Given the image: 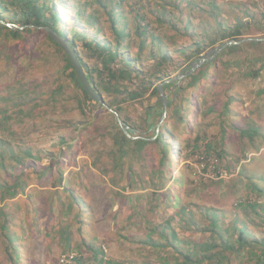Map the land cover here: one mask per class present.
<instances>
[{
    "label": "rangeland",
    "instance_id": "obj_1",
    "mask_svg": "<svg viewBox=\"0 0 264 264\" xmlns=\"http://www.w3.org/2000/svg\"><path fill=\"white\" fill-rule=\"evenodd\" d=\"M98 1L64 0L58 6L69 40L79 27L88 40L111 48L119 41L120 54L131 58L138 72L151 73L155 65V72L163 73L161 81L150 83L154 86L188 69L187 56L196 45L202 57L231 39L264 36V0H123L114 9V0ZM0 16L8 24L22 21L10 22L20 17L10 0H0ZM138 27L145 29L143 39L134 34ZM234 31L240 35L232 36ZM34 37L30 47L37 62L22 55L29 48L23 40L0 36V187L22 183L23 190L9 199L0 189V264H14L3 233L18 236L24 264H181L171 245L185 251L191 241L213 245L203 230L209 209L223 216L219 221L227 229L236 218L257 239L263 237L264 229L255 226L263 213L243 210L239 202L253 199L264 208V194L252 192L246 177L264 190V42L224 50L211 68L214 88L195 100L198 113L191 119L189 114L184 125L171 122L169 132L181 139L182 155L167 182L153 187L152 169L162 165L165 171L168 164L151 151L148 158L126 163L146 186L135 191L124 190L131 184L127 170L113 167L110 133L94 130L112 128V118L82 101L64 80L54 47L43 34ZM77 44L103 97L125 108L142 131L143 113L157 99L151 86L135 101L123 93L107 95L108 83L97 74L101 63ZM161 57L170 63L160 70ZM165 93L169 98L171 91ZM70 189L85 197L88 211L72 204ZM153 190L160 198L156 209L150 206ZM176 208L183 214L172 219ZM191 216L196 225H188ZM170 232L178 234L176 241ZM216 251L199 250L194 259H203L200 264L257 261L245 250L223 249L219 258ZM95 252L103 255L101 262L97 257L94 263ZM256 256L264 264V255L257 251Z\"/></svg>",
    "mask_w": 264,
    "mask_h": 264
},
{
    "label": "trees",
    "instance_id": "obj_2",
    "mask_svg": "<svg viewBox=\"0 0 264 264\" xmlns=\"http://www.w3.org/2000/svg\"><path fill=\"white\" fill-rule=\"evenodd\" d=\"M12 4H14L19 9V19H14L10 22H18L20 19L22 21L19 22V25H32L34 27H49L54 30L57 34L65 37L68 39L69 44L73 48L77 59L79 60L85 76L90 83V85L94 88V90L102 97L104 103L113 111H115L118 117L121 119L125 126L129 127V133L132 131H137L140 133V137L143 138H154L152 140H142V139H135L131 140L127 138L122 131L120 130L116 117L113 113L108 111L107 109L103 108L100 104L94 102L89 98L86 92L81 87L79 79L73 69V66L68 58V56L60 49L58 45H56L50 37L42 30L36 28H24L23 30L18 29H10L0 23V36L4 37L5 40L7 38L11 39L12 41H19L23 40L25 45H28L29 48L27 49L28 54L23 56L27 57L28 60H32L37 62V53L32 50L30 44H32V40L35 38L36 34H43L45 40L52 45L55 49V53L59 54L60 60L62 62L61 71L65 75L64 80L69 82L77 91L81 94V99L85 103H90L95 105L99 110L105 112L112 118L113 126L112 128L108 129L106 127H102L97 125L94 127L96 133H110L111 144L113 147L112 157L111 160L114 162L113 167L115 169L124 171L126 168V163H132L134 160L138 158H148L150 151L157 156L161 157V162H167V168L165 171L162 165L157 166L155 169H152V176L154 179L151 180L154 188H160L164 182H167L169 175L176 169V164L180 159V155H182V147H181V139L174 138L172 134L169 132L171 122H176L178 124H183L184 122L188 121V116L190 114V119L192 115L198 113V105L195 103V100L198 99V94L204 95L208 91L214 88L213 82V73L211 72V68L217 66V61L220 58V55L228 50L235 49L234 46L228 47L222 50L211 62L204 64L202 67L196 69L190 76L186 77L182 80L179 84V87L173 88L172 84L165 85L164 91H171V95L169 96V103L166 108V119L162 123L159 128V132L155 137V125L157 124L160 116H161V104L159 102L158 94L156 92V86L150 84L152 81H161L162 74L161 71L155 72V65L153 66V71L151 73H144L143 71L138 72L132 63V59L127 56H122L119 52V44H114L113 47H109L107 43H101L94 38L87 39L85 33L83 31L78 30L79 27L75 29V35L73 39L69 40L68 38V30L64 24V19L61 13L58 11V6L62 5L64 0H10ZM96 3L100 4L98 0H95ZM91 3V2H90ZM123 3V0H114L112 2V9L115 7H119L120 4ZM92 4V3H91ZM4 10V9H2ZM110 17H112L110 15ZM3 20V17L0 16V21ZM8 24V23H7ZM235 32V33H234ZM232 36H239L240 31H234ZM239 32V33H238ZM126 33V32H125ZM141 39H143L145 35L144 27L136 28L134 33ZM231 40H239L238 38H234ZM84 50L90 51L93 56L98 58L99 62L101 63L100 71H97L98 76L100 79L104 77L103 81L108 83V88H104V90L112 96L115 94L123 93L127 96V99L130 101L138 100L145 92L149 91L148 84L151 86L152 90L150 91L153 96L157 99L156 101L145 110L143 113L144 119L143 123L145 124V128L142 131H138L132 121L125 116V108H122L119 104H115L113 100H109L106 97H103L101 94V89L97 83H95L91 71L86 68L85 64L83 63V58L78 51V44ZM252 45H257L258 43L254 42H245ZM23 44V43H22ZM22 44L18 45L19 47ZM243 44V43H242ZM196 45V44H195ZM241 45V44H240ZM214 48V47H213ZM212 49V48H211ZM210 50V49H209ZM208 50V51H209ZM207 51V52H208ZM206 52V53H207ZM20 55V53H16ZM201 50L199 49L198 45H196L195 51L191 53V55L187 56L188 59V67L189 64L200 58ZM170 63V59L167 57H161L158 63H156L157 67L161 70V67ZM163 70V69H162ZM166 77V76H165ZM168 78V77H167ZM135 80H139V83L136 86V89L130 90L133 87V82ZM50 86H52L50 84ZM197 94V95H196ZM178 105V106H177ZM177 106V107H175ZM150 120V123H149ZM186 120V121H185ZM191 122V120H190ZM174 124V123H173ZM190 124V123H189ZM191 125H189L190 127ZM185 127V129H187ZM150 133V134H149ZM252 133H250V137ZM69 147V145L67 146ZM198 148V144L195 141L194 149ZM58 162V161H57ZM154 170V173H153ZM134 172V171H133ZM131 169L127 170V175L131 179V184L128 185L124 190H132L135 191H142L146 188V186L141 185L138 179L139 177L133 173ZM219 176V173H216ZM247 177V182L250 190L254 193H257L258 197L264 194V190L261 189L252 178ZM61 180V179H60ZM22 183L13 184V185H6L1 186L0 189L4 191L5 194L8 195L9 199L15 198L18 193L22 192L21 189ZM63 189L64 187L61 186ZM235 188V185H234ZM157 190V189H156ZM1 191V192H2ZM68 195L72 201V204L77 207V209L81 211H88L90 205H86V199L79 193H73L70 189L68 190ZM159 195H157V191L153 190L151 192L150 198V206L151 208H157L159 205ZM253 199L246 201V202H239V207H243V210H255L258 208L260 209V213H263V217L260 219L259 224H255V226L261 227L264 229V208L263 203H254ZM177 203V202H176ZM79 210V212H80ZM210 212L208 216L209 220L207 225L204 227V232H209V241L213 244L212 246H205L206 243H197L194 241L188 242V249L183 250L178 246L171 245L172 249H174L176 255L181 258V264H200L203 259H194L196 256V252L199 250H208L209 248H218L216 251L218 258L221 255V250L228 251L230 250V254L239 253L243 250L246 251L248 256H253L257 258L255 264H263L260 262V258L256 256V252L260 255H264V235L262 238L257 239L255 235L249 231L246 227L247 223L243 222L240 223L236 218L231 222L230 229H227L224 225L220 224V219H223V216L217 215L211 209L206 210ZM212 212V213H211ZM183 214L181 209L176 208L175 212L172 216V219H177L178 217ZM78 223L82 225V220L79 217H76ZM188 225H196L197 222L194 220L193 216L188 218L187 221ZM243 225V227H241ZM171 233V232H170ZM148 234H151L149 231ZM5 235V240H7L6 245L8 251L11 252L10 259L13 261L14 264H24L25 259L23 258L22 252V245L19 242H16V237L10 236L7 233H3ZM177 233L172 232L171 238L174 241L177 240ZM66 236V235H65ZM204 246V247H202ZM220 247V248H219ZM93 250V248H89ZM220 249V250H219ZM216 253L213 255L215 256ZM98 257L97 261L101 262L103 259V255H100L99 252H95L93 254L94 263H96V258ZM223 257V255H221ZM210 259V258H209ZM216 259V258H215Z\"/></svg>",
    "mask_w": 264,
    "mask_h": 264
},
{
    "label": "water",
    "instance_id": "obj_3",
    "mask_svg": "<svg viewBox=\"0 0 264 264\" xmlns=\"http://www.w3.org/2000/svg\"><path fill=\"white\" fill-rule=\"evenodd\" d=\"M0 23L10 29H18V30H23L24 28H36V29H42L49 37L50 39L60 47V49L68 56L73 69L75 70V73L79 79V82L81 84V87L83 90L86 92V94L89 96L91 100L94 102L100 104L103 108L107 109L111 113H113L116 117L117 124L122 131V133L129 139L135 140V139H142V140H152L154 138H143L140 136H137L134 131L129 133V127L125 126L121 119L118 117L117 113L110 109L103 101L102 97L94 90V88L90 85L88 82L85 73L83 71V68L77 59L75 52L71 45L69 44V41L67 38L57 34L54 30H52L49 27H34L32 25H16V24H7L2 21ZM245 42H254V43H263L264 42V36L263 37H258V38H244V39H239V40H229L226 41L212 49H210L205 55L202 57L192 61L189 64L188 69L183 70L176 74L174 77L166 79L165 81H162L156 86V92L158 94L159 102L161 104L162 110H161V116L155 125L154 131H155V137L159 132V128L166 119V108L169 103L168 99V94L165 93L164 91V86L172 84L173 88L179 87V84L182 80H184L186 77L190 76L196 69L202 67L204 64L211 62L222 50L231 47V46H239L242 43Z\"/></svg>",
    "mask_w": 264,
    "mask_h": 264
}]
</instances>
